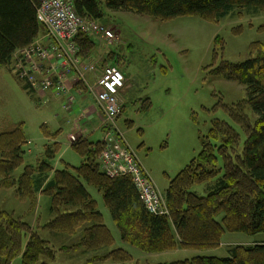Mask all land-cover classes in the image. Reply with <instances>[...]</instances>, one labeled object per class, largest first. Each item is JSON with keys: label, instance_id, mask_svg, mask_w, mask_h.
<instances>
[{"label": "trees", "instance_id": "obj_1", "mask_svg": "<svg viewBox=\"0 0 264 264\" xmlns=\"http://www.w3.org/2000/svg\"><path fill=\"white\" fill-rule=\"evenodd\" d=\"M78 14L93 20L104 16L103 4L113 10L133 11L160 20L180 16H198L219 21L236 9L264 11V0H72ZM41 0H0V69L11 67L14 53L46 34L37 11ZM260 30L264 31V23ZM223 48V39L216 38ZM76 42L83 57L97 47L96 40L79 34ZM251 56L240 62L222 60L212 70L216 76L246 86L248 98L232 106L222 104L233 124L215 119L209 134L202 139V150L171 179L166 204L169 214H156L146 207L141 192L129 175L108 176L101 168L100 156L106 137L93 141L79 136L71 143L84 161L78 167L68 165L57 170L52 164L61 144L46 146V159L38 165L28 164L19 178L13 172L24 164L27 143L24 122L13 123L0 132V187H17L23 199L31 201L34 210L39 194L51 198L55 217L45 227L65 234H76L83 228L80 242L60 248L61 251L96 249L114 244V236L105 224L98 202L84 181L104 194L105 204L120 230L121 238L148 253L178 248L207 249L220 246L227 232L255 236L264 232V42L250 45ZM114 51L105 62L115 63ZM115 65V64H114ZM118 66V65H117ZM119 67V66H118ZM120 68V67H119ZM126 75V74H125ZM31 96L35 91L21 81ZM146 101H149L147 99ZM150 102L144 104L148 109ZM251 105L258 117L253 121L247 113ZM98 106V105H97ZM125 111L123 107L120 118ZM131 124V122H130ZM245 134L242 141L239 129ZM44 133L54 140L60 130ZM206 195L193 191L196 184L212 183ZM222 215V219L219 217ZM29 236L24 247V237ZM57 252L33 226L0 208V264H12L19 256L23 264H53ZM228 257L197 255L159 264H264V243L236 244ZM131 255L122 248L90 261L114 259L126 261Z\"/></svg>", "mask_w": 264, "mask_h": 264}, {"label": "rangeland", "instance_id": "obj_2", "mask_svg": "<svg viewBox=\"0 0 264 264\" xmlns=\"http://www.w3.org/2000/svg\"><path fill=\"white\" fill-rule=\"evenodd\" d=\"M103 10L104 16L99 22L113 28L118 37L111 45L94 38L96 49L87 57L81 56L84 60L95 61L97 55L103 59L101 49L108 48L116 53L115 63H106L118 65L127 75V85L122 90L125 111L115 123L101 115L99 117L98 106L87 83L76 79L69 83L84 91L85 100L77 95L71 111L63 108V99L58 95L57 98L49 96L44 104L39 105L23 89V83L11 67H3L0 69V132L13 123L24 122L28 140L24 145L25 162L12 176L17 179L24 173L26 165H38L45 160L46 146L54 141L61 144L52 160L55 169L62 170L68 165L80 166L84 159L72 148L70 133L82 136V131L76 126L83 125V118H86L89 123L84 128L93 141L104 137L107 139L112 134L116 136L115 133L119 132L165 195L171 179L202 150V139L209 134L213 120L221 119L233 124L222 104L232 106L248 98L245 85L216 76L212 70L224 59L240 62L249 58L251 43L264 42V31L260 30L264 23V11L254 13L248 8L236 9L219 21H211L198 16L160 20L133 11L113 10L105 4ZM217 36L223 39L224 49L216 45ZM74 92L78 94V90ZM148 102L151 104L145 109L143 106ZM76 106L82 108L76 109ZM74 112L77 115L82 112L80 119L77 120ZM247 113L253 121L258 117L251 105L247 107ZM43 125L52 132H61L55 140L51 139L44 133ZM239 132L243 141L245 134L241 129ZM84 184L97 200L105 224L114 236L115 241L111 246L61 251L64 245L80 242L83 228L76 234H65L45 227L55 217L48 195L39 194L37 207L31 210V201L23 199L16 186L0 187V208L22 217L58 250L53 264H159L197 255L228 257L229 249L237 244L223 241L220 246L207 249L145 252L122 240L120 230L105 204L103 192L85 181ZM213 184H196L192 190L206 195ZM222 217L220 215L219 219ZM228 234L247 236L245 233L227 232L223 240L235 239V235ZM255 236L251 238L258 239ZM28 238L24 237V247ZM261 238L264 239V234ZM117 248L125 249L132 256L131 259L90 261ZM44 261L46 259L41 258L38 264ZM12 264H23L21 256L15 258Z\"/></svg>", "mask_w": 264, "mask_h": 264}, {"label": "built area", "instance_id": "obj_3", "mask_svg": "<svg viewBox=\"0 0 264 264\" xmlns=\"http://www.w3.org/2000/svg\"><path fill=\"white\" fill-rule=\"evenodd\" d=\"M37 15L46 28V34L42 35L45 39L14 53L11 62L14 74L36 93L51 92L63 97V108L67 111H71L75 103V96L68 87L69 81H85L100 115L115 123L124 107L121 92L126 86V75L117 65L103 64L99 56L95 61L84 60L76 38L83 33L111 45L118 34L99 20L78 14L72 0H41ZM100 63L103 70L98 74ZM89 73L96 75L94 82H88ZM115 134L109 136L100 156L102 170L110 177L131 176L148 210L169 214L164 194L135 150L119 132ZM77 139L75 133L70 135L72 142Z\"/></svg>", "mask_w": 264, "mask_h": 264}, {"label": "crops", "instance_id": "obj_4", "mask_svg": "<svg viewBox=\"0 0 264 264\" xmlns=\"http://www.w3.org/2000/svg\"><path fill=\"white\" fill-rule=\"evenodd\" d=\"M43 36H40V37H38L35 41H38V40H43V39H45V38H42ZM101 51H102V55H103V59H105L106 58V56H107V54L109 53V52H111L112 50H109L108 48H106V49H104V50H102L101 49ZM101 54H99V55H101ZM93 55V54H92ZM98 56V55H97ZM105 56V57H104ZM106 64V62L104 61L103 62V64ZM103 64L102 63H100L99 65H98V74L99 73H101L102 72V70H103ZM126 78H127V75H126ZM97 78H96V75L94 74V73H89V77H88V82H94L95 80H96ZM71 82V81H70ZM126 82H127V80H126ZM126 85H127V83H126ZM22 87H23V85H22ZM68 87L70 88V92L75 96V103H76V99H77V95L79 96V97H81V98H83L84 100H85V95L83 94L84 93V91H82V90H79L77 87H74V85H72L71 83H69L68 84ZM24 89V88H23ZM75 90H78V94H75ZM85 94H88V95H90L89 93H85ZM35 95H37V96H35ZM34 96H31V97H33L34 98V101L35 102H38V104L39 105H42V104H44L45 103V101H47L49 98V96L50 97H55V98H57L56 96V94H53V93H51V92H40V93H36ZM61 97V96H60ZM121 97H122V99H123V91L121 92ZM62 99H63V104H64V98L62 97ZM94 99V98H93ZM95 100V99H94ZM95 102H96V100H95ZM74 103V104H75ZM97 104V103H96ZM76 109H78V108H82L81 106H76L75 107ZM83 112H85V109L83 108ZM75 113V112H74ZM81 113L82 112H80L78 115H77V120L78 119H80V116H81ZM100 115V113L98 112V116ZM57 118H59V120H60V117H59V115H57L56 116ZM100 117V116H99ZM98 117V118H99ZM67 118H69V117H67ZM89 118V117H88ZM95 118V117H94ZM84 120H83V125L81 124V125H79V126H76V128L78 127V130L80 131H82V134L83 135H86V136H89L90 135V133L88 132V130H86V128H84V126L87 124V123H89V119L88 120H86V118H83ZM100 119V118H99ZM86 120V121H85ZM69 121V120H68ZM101 123V122H100ZM101 128H103V125H101ZM74 132H72V133H70V135L71 134H73ZM148 171V170H147ZM262 234H264V232L263 233H260V234H257L255 237H258V239H256V238H254V239H252L251 237L252 236H243L242 234H228V235H235L234 237H235V239H230V241H225V240H223L224 242H228V243H232V244H257V243H264V239L263 238H261V239H259L260 237H261V235ZM224 236H226V234L224 235ZM246 237H250V238H246ZM178 249H181V247L180 248H178ZM178 249H176V250H178ZM175 251V250H174Z\"/></svg>", "mask_w": 264, "mask_h": 264}]
</instances>
